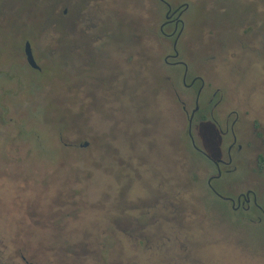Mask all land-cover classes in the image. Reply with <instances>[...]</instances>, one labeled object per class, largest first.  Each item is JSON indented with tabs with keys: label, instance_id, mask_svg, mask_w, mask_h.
I'll return each instance as SVG.
<instances>
[{
	"label": "rangeland",
	"instance_id": "374dc122",
	"mask_svg": "<svg viewBox=\"0 0 264 264\" xmlns=\"http://www.w3.org/2000/svg\"><path fill=\"white\" fill-rule=\"evenodd\" d=\"M74 1L0 0V264H167L176 235L184 264H264V216L208 189L214 165L187 133L196 91L164 61V5L100 0L101 21L82 29L62 16L89 8ZM168 1L189 3L177 60L187 84L205 82L200 113L218 102L264 124V0ZM84 35L94 43L74 49ZM26 39L40 70L21 55ZM195 129L212 149L215 125ZM256 155L248 180L264 197Z\"/></svg>",
	"mask_w": 264,
	"mask_h": 264
},
{
	"label": "flooded vegetation",
	"instance_id": "af4514ba",
	"mask_svg": "<svg viewBox=\"0 0 264 264\" xmlns=\"http://www.w3.org/2000/svg\"><path fill=\"white\" fill-rule=\"evenodd\" d=\"M159 1L165 7V12L163 13L164 21L161 23L159 29L165 39L173 40L175 51L177 43L185 28V20L183 16L189 8V3L173 5L168 0ZM69 3L70 6L75 9V1L69 0ZM87 4L89 7L87 10H80L78 12L74 11L71 15L68 14V8H65L62 12V16L69 18L70 21L68 23L77 25L82 29L95 27L101 21L102 14L106 12L104 11L106 8L104 5H101L100 0H90ZM155 20L156 9L154 14L151 15L149 24H154ZM79 38L82 41H75L72 45L74 49L81 50L83 46L86 47L89 43H94V38L88 35L79 36ZM27 41L30 42V40L26 39L25 44ZM31 47L36 59V54L32 44ZM21 55L26 57L25 45L24 49L21 48ZM178 57L179 52L177 56L176 52L174 54H167L164 61L167 64L183 65L185 67L183 82L188 88H194L196 91V105L191 112L187 111L184 106L188 119L187 133L189 132L188 135L193 149L209 158L214 165L213 173L207 179L209 191L226 201L229 204V210L233 213H241L251 222L262 221L264 216V197L260 195V193L255 189V186H253V184H251L248 180V169L250 166L249 162L251 160V156L255 153L257 154V157L255 163L256 170L254 171L264 173V124L258 125L255 120L248 118L247 112L240 113L235 109L227 110L226 108L224 109L220 107L217 111H215L216 107H218V102L210 109L209 115L200 113L201 106L199 105V97L202 94L205 82L202 77L194 76L191 82L187 84V65L183 61L177 60ZM173 59L175 61H171ZM212 101L213 98H211L208 103ZM191 119L192 121L190 123ZM206 121H211L219 131V136L214 139L212 149L208 148L196 137L199 130L197 131V129H195V122L202 123ZM86 144H88V142ZM245 150L250 152L248 157H244L242 155ZM239 167H243V172L239 177L233 178L231 175L234 174ZM224 176H228L229 179L225 180L222 184L215 183L216 181L223 179ZM134 220V225L136 226L134 227L137 228L139 219ZM118 235L125 234L119 233ZM176 236H174L172 240L175 242L177 241L178 243L176 245L180 246L174 251H170V253H168L167 250V255L170 257V262L167 264H184L187 260H189V256L191 255L190 249L186 248L184 245V237H179V235ZM196 263L225 264L224 262H204L200 260Z\"/></svg>",
	"mask_w": 264,
	"mask_h": 264
},
{
	"label": "water",
	"instance_id": "95a60500",
	"mask_svg": "<svg viewBox=\"0 0 264 264\" xmlns=\"http://www.w3.org/2000/svg\"><path fill=\"white\" fill-rule=\"evenodd\" d=\"M175 52H176V56L178 55V50L177 48H175ZM25 54H26V58H27V62L28 64L34 68V69H41L40 65L37 63L33 51H32V47H31V43L29 41L26 42L25 44ZM192 119L190 120L191 123ZM190 133H191V128H190Z\"/></svg>",
	"mask_w": 264,
	"mask_h": 264
}]
</instances>
